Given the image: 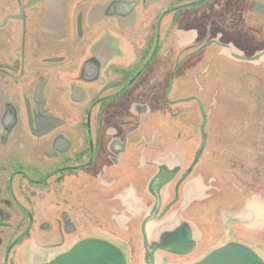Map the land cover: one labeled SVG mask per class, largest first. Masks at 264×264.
I'll use <instances>...</instances> for the list:
<instances>
[{"label":"flooded vegetation","instance_id":"obj_1","mask_svg":"<svg viewBox=\"0 0 264 264\" xmlns=\"http://www.w3.org/2000/svg\"><path fill=\"white\" fill-rule=\"evenodd\" d=\"M216 58L264 69V0H0V264L264 255V133L216 124L215 85L245 102L236 68L198 77Z\"/></svg>","mask_w":264,"mask_h":264},{"label":"rangeland","instance_id":"obj_2","mask_svg":"<svg viewBox=\"0 0 264 264\" xmlns=\"http://www.w3.org/2000/svg\"><path fill=\"white\" fill-rule=\"evenodd\" d=\"M221 67L227 68V78H223L222 81L226 83V79H231L232 72L236 68L235 79L236 80V89L232 91V95L236 97V99H242L243 97L247 104L242 105L244 103L241 100H231L229 101L224 93L219 90L220 85L211 89L210 93H212L217 99L218 103L216 104L217 109H215V122L216 124L222 126L224 130H239L246 131L241 133L242 137L239 139L238 145H254L255 144V136L264 133V125L261 126L260 123V111L259 109L262 107L260 101V91L264 89V69L257 70L253 69L251 73L247 74V76H243L240 74V70L238 65L228 62L222 58H216L212 61H206L204 67L202 69V73L198 75L201 81H206L207 77L218 75L221 71ZM197 77V79H198ZM196 79V80H197ZM193 81V80H192ZM250 87L248 92L247 88ZM196 89V85H194ZM253 89V90H252ZM206 99L210 100V95L206 94ZM249 105L248 108L245 106ZM254 110V113L251 111ZM228 115V117L223 115ZM245 134H248L244 137Z\"/></svg>","mask_w":264,"mask_h":264},{"label":"water","instance_id":"obj_3","mask_svg":"<svg viewBox=\"0 0 264 264\" xmlns=\"http://www.w3.org/2000/svg\"><path fill=\"white\" fill-rule=\"evenodd\" d=\"M254 60V59H253ZM44 264H128L124 251L107 241L89 238ZM197 264H264V255L236 243L224 246Z\"/></svg>","mask_w":264,"mask_h":264}]
</instances>
